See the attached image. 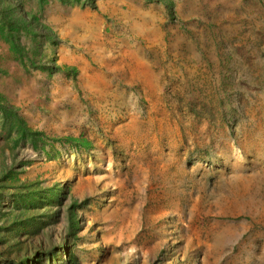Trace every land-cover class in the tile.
Returning a JSON list of instances; mask_svg holds the SVG:
<instances>
[{
  "label": "rangeland",
  "instance_id": "obj_1",
  "mask_svg": "<svg viewBox=\"0 0 264 264\" xmlns=\"http://www.w3.org/2000/svg\"><path fill=\"white\" fill-rule=\"evenodd\" d=\"M18 251L264 264V0H0V264Z\"/></svg>",
  "mask_w": 264,
  "mask_h": 264
},
{
  "label": "trees",
  "instance_id": "obj_2",
  "mask_svg": "<svg viewBox=\"0 0 264 264\" xmlns=\"http://www.w3.org/2000/svg\"><path fill=\"white\" fill-rule=\"evenodd\" d=\"M9 107V106H8ZM21 126H23V124L22 123H19ZM24 127V126H23ZM26 130L28 131V129H26L25 127L23 128V133H25L26 132ZM29 132H31L32 133V142L33 143H35V141L38 139V137H36V134L37 133H34V132H32V131H29ZM63 248H65L64 250L66 251L65 252V254L68 256L69 255V251L67 250V246H63ZM21 251H18V252H16V255L17 254H19ZM40 253H41V251H36L34 254H26V255H24V254H21L20 253V256L19 257H13V261H15V262H19V263H21L22 264V262L23 261H25L24 259H28V258H30L31 260V262L33 263H36V261L38 260V258L40 257ZM32 257V258H31ZM52 257H54V256H52Z\"/></svg>",
  "mask_w": 264,
  "mask_h": 264
}]
</instances>
